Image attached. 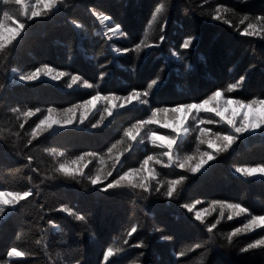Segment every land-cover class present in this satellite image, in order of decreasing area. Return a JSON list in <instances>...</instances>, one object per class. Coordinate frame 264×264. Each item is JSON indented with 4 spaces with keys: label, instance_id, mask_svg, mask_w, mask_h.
Returning <instances> with one entry per match:
<instances>
[{
    "label": "trees",
    "instance_id": "trees-1",
    "mask_svg": "<svg viewBox=\"0 0 264 264\" xmlns=\"http://www.w3.org/2000/svg\"><path fill=\"white\" fill-rule=\"evenodd\" d=\"M159 3L164 7L155 20L151 19V13L157 0H59L54 9L34 19L25 18L18 6L9 7V11L26 21L27 27L17 40L0 51V192L31 189L33 196L14 208L6 207V213L0 218V261L8 259L6 252L15 244L18 250L29 255L13 257L10 264H100L103 250L108 246L124 249L115 257L114 264H174L177 259L199 260L205 251L204 264H264V249L240 253V248L253 238L264 237V230L242 233L231 244L226 239L235 227L242 226L244 215L229 221L225 211L213 234H209L191 218L193 214L180 207L182 203L199 199L202 203L194 211H203L210 207L211 201L219 200L238 202L254 214H264V179L245 178L234 170L237 166L264 164V135L260 131L245 134L227 151L216 153V159L199 175L179 169L175 162L169 167L153 165L157 177L151 181L150 194L130 187L98 192L86 180L64 178L53 172L57 160H71L92 151L97 155L89 158L93 161L84 171L94 175L95 160L108 157V147L120 139L125 143L114 150L116 154L123 152L117 170L139 167L146 155L161 153L162 149L153 148L147 141L149 129L157 135L171 134L159 124L146 126L137 141L132 142V149L127 148L123 131L150 116L148 106L135 100L124 109L116 110L99 129L91 128V122L99 119L96 113L81 127L41 135L33 141L34 146L25 147L26 130L42 118L37 113L29 118L25 129H20L18 125L23 122L25 109L40 108L46 114L49 106L63 109L82 102L96 91L124 95L134 88L146 90L150 92L147 99L152 106H168L176 101H192L246 73L245 85L226 95L264 98V38L240 35L248 22L264 14V0H247V3L159 0ZM217 7L221 8L218 21L212 19ZM4 8L0 0V16ZM93 10L109 15L112 19L105 24L118 22L128 35L115 34L109 41L105 24L93 15ZM245 15L249 20L241 23ZM77 23L82 27L76 28ZM165 25V41L161 43L160 29ZM188 36L194 42L184 50L180 45ZM141 40L160 46L142 47L137 54L135 45ZM124 47L129 48L127 54L114 51ZM173 51L178 57L171 55ZM44 64L78 73L99 87L86 90L77 84L68 90L67 77L59 83L47 79L34 83L18 80L19 73ZM102 71L107 75L100 80ZM157 76L161 81L159 87L148 90L147 82ZM13 107H20L21 113H13ZM193 116L185 125L184 139L179 141L176 155L180 159L198 151H213L206 144L197 143L199 127L213 132L228 131L226 123L214 113L194 112ZM209 118L215 123L199 124L201 119ZM165 120L170 121L166 117ZM141 137L144 143H139ZM53 149L64 152L65 156L54 157ZM29 154L34 158L38 174L25 167V156ZM180 176L187 179L177 186L172 199L164 195L166 187L155 191L161 183L166 185L168 180ZM61 204L86 215V221L54 211ZM219 212V208L211 211L204 218L205 223H215ZM49 218L59 225L57 229L50 228ZM132 225L138 231L128 237L127 231ZM163 236L172 239L162 240ZM193 241L206 243L201 249L187 251ZM138 242L147 247H131ZM181 251L186 255L178 256Z\"/></svg>",
    "mask_w": 264,
    "mask_h": 264
},
{
    "label": "snow or ice",
    "instance_id": "snow-or-ice-1",
    "mask_svg": "<svg viewBox=\"0 0 264 264\" xmlns=\"http://www.w3.org/2000/svg\"><path fill=\"white\" fill-rule=\"evenodd\" d=\"M5 6L2 16H0V51H4L8 45L12 44L13 41L17 40L21 36L22 32L26 29L27 24L25 20H21L19 15H14L9 11L10 6H19L20 13L27 19H34L44 15L45 11H51L54 9L59 0H35L34 5H29L27 0H21L20 3H15V0H2ZM241 2L247 3V0H241ZM164 5L159 3L157 0V5H154V11L151 13V19L155 20L157 14L161 13ZM216 14L212 16L213 20H220L221 8H216ZM93 15L100 21L101 24L110 21L112 18L109 15H105L102 12H97L93 10ZM249 20V17L245 15L241 20V23ZM225 23H227L225 21ZM76 28H81L82 26L77 23ZM165 26L161 27V35L159 36V41L163 43L165 41L164 30ZM106 32L105 36L110 41L112 35L118 34L120 36H127L128 33L124 30L120 23H109L105 24ZM243 37H252L256 35H261L264 38V14L255 16L247 26L240 32ZM194 38L188 36L183 40L180 47L184 50L190 48L193 45ZM159 44H148L146 41L141 40L135 45V51L138 54L142 47L143 48H154L159 47ZM116 52H122L127 54L129 48H117L114 49ZM173 57H178V53L173 51L171 53ZM16 70L13 69V72ZM107 75L106 71H102L99 74V79L103 80ZM246 73L240 75L238 79L234 82H229L226 85L216 86L210 89L203 96L196 98L192 101H176L168 106H152L147 99L150 92L146 90L132 89L127 94L121 95L116 93L101 94V92L96 91L95 94H90L89 98L83 99L82 102L73 104L69 107L63 109H57L53 106H49L46 109V114H44L40 108H28L22 112L23 122L19 123L18 127L20 129H25V124L28 122L29 118L36 116L40 113L42 118L38 119V122H33L34 126H29L26 130V135L28 139L26 140L25 147L33 145V141L37 140L42 134L57 131L59 129H64L70 126L84 125L85 121L88 120L90 114H94V110L99 112V119L91 122L92 129H99L107 117H112L114 115V110L124 109L126 106L130 105L134 100L141 105L148 106L150 110V116L146 119L136 121L132 123L123 131V137L127 140V148L130 151L133 147V143L137 141V137L140 136L142 130L146 126L159 124L164 128H171V134L167 135H157L153 130L149 129L147 133V141L153 146V148H159L163 151L159 154H148L139 163V167H130L127 170H117V165L121 164V156L123 152L119 154H114V150L117 149L118 145L124 144L125 140L120 139L115 143H112L107 149V155L112 158L111 166L105 169L103 165L105 164V159L100 158L101 168L97 170L94 175H89L85 173L84 169L88 166L87 158L96 157V153L92 151H87L82 154L76 155L71 160H57L53 168L54 174L60 175L64 178H70L76 180L77 177L81 181L86 180L93 188L98 192H113L124 188L130 187L131 189H141L144 193H151L153 188L151 186V181L155 180L157 173L153 165H161L162 167H169L173 162L176 163L177 167L184 171H189L193 175L198 174L210 161L216 159V153L227 151L233 144L240 139V137L245 134L253 135L258 130L264 135V98L251 97L242 98L239 96H227V94H232L241 89L246 83ZM42 77L48 78L53 82L59 83L64 78H68L67 88L72 89L75 85L79 84L86 90H93L98 88L99 85L95 82H90L83 78L78 73H68L63 70L54 68L51 65H41L33 70L27 72H21L18 74V80L24 83H34L40 80ZM159 77L151 78L147 82V89L152 90L153 88H158L160 83ZM102 104V110L98 107ZM232 106L235 109H243L244 112L239 120L236 119L234 111H232ZM261 111V115H255L257 110ZM13 113H21L20 107H13L11 109ZM195 113H214L216 117H219L221 121L226 123L228 131L217 130L209 131L207 127H199L198 135L196 136V141L199 145H207L208 149L213 151H198L196 154L185 155L183 159H180L176 154L179 151V141L183 140L184 137L182 133L187 131L185 127L189 116ZM252 112L253 115L251 120L249 119L248 113ZM227 113V116L225 115ZM182 114V116H181ZM171 121V124L167 123L165 120ZM19 119V117H18ZM215 121L211 118L201 119L199 121L200 125H212ZM19 135V133L17 134ZM144 138L141 137L139 143H144ZM34 146V145H33ZM30 151V149H29ZM51 154L54 157H64V152H56L55 149L52 150ZM163 157L167 159L164 160ZM175 157V161H174ZM25 159L27 164L25 167L30 168L32 173L39 172L38 168L34 166V158L32 155H26ZM235 172L245 178H251L256 174L264 177V164H259L256 166H237L235 167ZM113 172L116 174L113 175ZM111 177V179H108ZM31 179V177H29ZM187 177L180 176L175 179H170L166 182V185L161 183L155 188L156 192H160L162 187H166V192L164 195L172 199L174 193L177 191V186L182 184ZM105 181H107L105 183ZM103 185V187H101ZM33 196V191L31 189L21 190V191H3L0 192V217H3L7 211L6 206L15 207L20 205L22 201H26L29 197ZM202 203L201 200L197 199L191 203H182L181 208L185 209L187 213L193 214L191 218L199 224L204 226V229L209 234H213L214 229H216L217 224L220 220L224 218L225 211H227V219L229 221L233 220L234 217L241 215L245 216V222L242 226L235 227L230 233L227 234L226 239L231 244L233 238L237 237L242 233H250L257 229L264 230V214H254L250 212L245 206H242L238 202H224L219 200H213L210 202V207L204 209L203 211H194L198 205ZM22 206V205H21ZM42 207V206H41ZM216 208L220 209L219 219L215 223L209 222L205 223V214H210L211 211ZM54 211L59 213H66L68 216L74 217L75 220L84 222L87 217L84 214H79L67 205L61 204L59 207L55 208ZM47 223L51 229H57L59 225L51 218L47 219ZM138 231L135 225H132L128 231L127 236L132 237ZM156 231H160L159 228ZM162 240H171L170 236L161 237ZM39 243V241H37ZM124 243L127 244L128 240L125 239ZM201 241H193L191 245L188 246L187 251L197 250L204 247ZM133 248L144 249L147 245L143 242L133 243L131 245ZM264 249V237L256 239L253 238L251 242L247 243L246 246L240 248V253H248L251 250ZM124 251L123 248H114L108 246L103 250L102 260L100 264H114L117 260L115 257ZM143 253H141L142 255ZM29 253L18 250L17 245L13 246L7 250L6 256L8 259L0 261V264H10V260L13 257L27 256ZM185 251L178 253V256H185ZM207 256V251L200 255L199 260L192 259H177L174 264H204V257Z\"/></svg>",
    "mask_w": 264,
    "mask_h": 264
},
{
    "label": "rangeland",
    "instance_id": "rangeland-1",
    "mask_svg": "<svg viewBox=\"0 0 264 264\" xmlns=\"http://www.w3.org/2000/svg\"><path fill=\"white\" fill-rule=\"evenodd\" d=\"M21 2V0H15V3H20ZM27 3L29 4V5H34L35 4V0H27ZM19 7V6H18ZM41 79H47V80H50V79H48V78H44V77H42ZM56 83V82H55ZM75 87V86H74ZM73 87V88H74ZM72 88V89H73ZM68 90H71V89H68ZM98 107L102 110V104H99L98 105ZM121 109H118L117 110V112L118 111H120ZM115 111L116 110H114V113H115ZM232 111H234V113H235V117H236V119L237 120H239L240 118H241V115H242V113L244 112V110L243 109H235V106H232ZM96 113H99V112H97L96 110H94V114H90L89 115V117H88V119L90 118V117H92L93 115H95ZM194 113V112H193ZM262 113H261V111L258 109L257 111H256V113H255V115H257V116H260ZM225 115L227 116V113H225ZM248 115H249V119L251 120V117H252V115H253V113L252 112H249L248 113ZM181 116H182V114H181ZM189 117H194L193 116V114L192 115H190ZM110 117H107L106 119H105V121H104V123L109 119ZM191 119V118H190ZM87 122V120L85 121V123ZM103 123V124H104ZM167 123H169V124H171V121H169V122H167ZM187 123V122H186ZM186 125V124H185ZM81 126H83V125H79V126H76V127H81ZM70 127H72V126H70ZM70 127H67V128H70ZM186 127V126H185ZM67 128H64V129H59V130H57V131H52V132H48V133H44V134H42V135H46V134H49V133H53V132H59V131H62V130H65V129H67ZM164 128V127H163ZM165 129H168L169 131H171V128H165ZM260 130H258L257 132H259ZM256 132V133H257ZM115 154H116V151L114 152ZM118 154V153H117ZM105 159V164L103 165V167L105 168V169H108L110 166H111V163H112V158L110 157V156H108V157H106V158H104ZM87 160H88V165L91 163V161H93L92 159H89V158H87ZM211 162V161H210ZM210 162L207 164V165H205V167L201 170V172L200 173H198V174H195V175H199V174H201L202 172H204L207 168H208V165L210 164ZM95 163H96V170H95V173L97 172V170L98 169H100L101 168V164H100V159H96L95 160ZM114 173L115 172H113V175H114ZM251 178H253V179H256V178H258V179H264V177H261V176H259V174H256V175H254L253 177H251ZM108 179H111V177H109ZM107 181H105V183H106ZM103 187V186H102ZM6 207H8V206H6ZM196 211H198V210H196ZM207 215H209L208 213H206L205 214V217L207 216ZM204 217V218H205ZM0 218H2V217H0Z\"/></svg>",
    "mask_w": 264,
    "mask_h": 264
}]
</instances>
